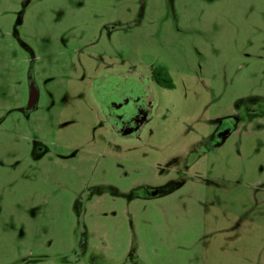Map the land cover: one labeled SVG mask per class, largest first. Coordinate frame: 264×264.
<instances>
[{
	"label": "rangeland",
	"instance_id": "rangeland-1",
	"mask_svg": "<svg viewBox=\"0 0 264 264\" xmlns=\"http://www.w3.org/2000/svg\"><path fill=\"white\" fill-rule=\"evenodd\" d=\"M0 264H264V0H0Z\"/></svg>",
	"mask_w": 264,
	"mask_h": 264
},
{
	"label": "flooded vegetation",
	"instance_id": "flooded-vegetation-1",
	"mask_svg": "<svg viewBox=\"0 0 264 264\" xmlns=\"http://www.w3.org/2000/svg\"><path fill=\"white\" fill-rule=\"evenodd\" d=\"M153 81L160 85L152 71ZM101 90L96 93L98 102L105 118L113 126L117 133L123 137H138L146 123L147 115L151 109V102L148 99V86L140 77L131 74L127 76L116 75L105 80ZM166 80L163 79V82ZM30 110V109H28ZM236 131V125L222 128L219 133V144L227 137L232 136ZM217 142L211 146L209 153L216 150ZM219 147V146H218ZM157 196V193L149 196Z\"/></svg>",
	"mask_w": 264,
	"mask_h": 264
},
{
	"label": "trees",
	"instance_id": "trees-1",
	"mask_svg": "<svg viewBox=\"0 0 264 264\" xmlns=\"http://www.w3.org/2000/svg\"><path fill=\"white\" fill-rule=\"evenodd\" d=\"M154 75L159 81L160 85L166 88H173V83L170 78L168 79V73L164 68H159L157 69V71L154 70ZM163 79H165L166 81L163 82Z\"/></svg>",
	"mask_w": 264,
	"mask_h": 264
},
{
	"label": "water",
	"instance_id": "water-1",
	"mask_svg": "<svg viewBox=\"0 0 264 264\" xmlns=\"http://www.w3.org/2000/svg\"><path fill=\"white\" fill-rule=\"evenodd\" d=\"M36 92L34 90V87L32 86V89H31V98H30V103L28 105V109H32L34 107V104L36 102Z\"/></svg>",
	"mask_w": 264,
	"mask_h": 264
}]
</instances>
